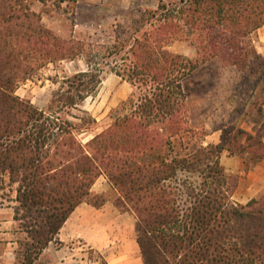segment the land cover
<instances>
[{
	"label": "trees",
	"instance_id": "obj_1",
	"mask_svg": "<svg viewBox=\"0 0 264 264\" xmlns=\"http://www.w3.org/2000/svg\"><path fill=\"white\" fill-rule=\"evenodd\" d=\"M156 1L155 9L126 12L103 51L85 54L87 71L65 77L45 111L18 88L83 49L56 36L32 0H0V192L16 187L13 219L27 236L15 264H35L80 204L106 203L92 193L101 176L119 193L116 207L138 219L144 264H264V194L235 202L240 176L221 162L225 153L238 156L249 171L264 160V95L251 131L231 126L219 144H206L186 90L214 59L264 83L252 40L264 26V0ZM180 43L195 57L175 52ZM108 73L134 92L84 142L97 125L84 105Z\"/></svg>",
	"mask_w": 264,
	"mask_h": 264
},
{
	"label": "rangeland",
	"instance_id": "obj_2",
	"mask_svg": "<svg viewBox=\"0 0 264 264\" xmlns=\"http://www.w3.org/2000/svg\"><path fill=\"white\" fill-rule=\"evenodd\" d=\"M33 9L42 17L43 23L69 47L82 48L75 60L50 63L22 84L16 94L30 100L41 110L48 111L65 77L87 71L85 54L103 51L114 36L116 25L125 22L126 12L138 9H155L156 0H39L33 1ZM173 50L189 57L195 49L186 43L176 44ZM78 52V51H77ZM76 52V53H77ZM186 90L190 100L191 119L194 127L208 135L206 143L221 141L230 126H241L255 117L262 96L264 83L257 84L254 78H245L235 67L221 59H214L201 66L188 80ZM131 84L113 73H108L95 98L84 105L97 121L93 132L84 135V142L104 131L112 122L111 115L133 94ZM15 188L0 192V264H15L18 242L26 240L18 233V223L13 219ZM35 264H44L36 262Z\"/></svg>",
	"mask_w": 264,
	"mask_h": 264
},
{
	"label": "crops",
	"instance_id": "obj_3",
	"mask_svg": "<svg viewBox=\"0 0 264 264\" xmlns=\"http://www.w3.org/2000/svg\"><path fill=\"white\" fill-rule=\"evenodd\" d=\"M32 10L35 12L33 7ZM252 40L258 54L264 57V26L252 35ZM242 127L251 131L253 124L245 123ZM219 143L216 141L206 144ZM221 162L230 174L240 176L239 186L233 196L235 202L245 205L264 194V160L249 171H246L245 160L238 156H229L225 153ZM92 193L104 196L106 203L101 208L88 203L80 204L64 223L56 240L40 255L38 262L144 264L138 243L136 215L122 212L116 207L115 201L119 193L105 176L96 181Z\"/></svg>",
	"mask_w": 264,
	"mask_h": 264
}]
</instances>
